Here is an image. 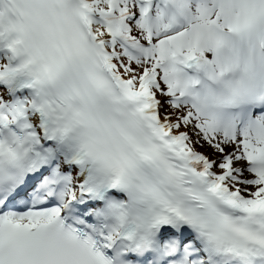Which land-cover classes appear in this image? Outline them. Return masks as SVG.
<instances>
[{"label": "snow or ice", "instance_id": "obj_1", "mask_svg": "<svg viewBox=\"0 0 264 264\" xmlns=\"http://www.w3.org/2000/svg\"><path fill=\"white\" fill-rule=\"evenodd\" d=\"M0 264H264V0H0Z\"/></svg>", "mask_w": 264, "mask_h": 264}]
</instances>
